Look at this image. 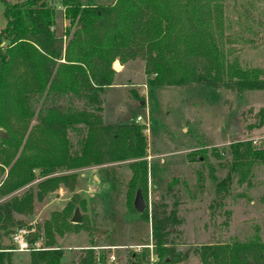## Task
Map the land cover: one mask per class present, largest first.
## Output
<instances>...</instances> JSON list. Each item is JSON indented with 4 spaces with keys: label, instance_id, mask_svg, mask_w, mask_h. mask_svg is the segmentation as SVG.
Returning <instances> with one entry per match:
<instances>
[{
    "label": "trees",
    "instance_id": "1",
    "mask_svg": "<svg viewBox=\"0 0 264 264\" xmlns=\"http://www.w3.org/2000/svg\"><path fill=\"white\" fill-rule=\"evenodd\" d=\"M223 1H4L0 168L7 171L0 179V195L22 190L0 201V264H11L9 251L4 250L11 247L2 244L3 238L9 240L16 228L25 227L19 216L32 215V193L41 201L49 192L65 187L70 198L61 209L50 211L41 225L25 227L30 230L27 243L38 240L41 247L29 251L28 264H63V250L55 244L54 235L89 226L86 198L75 191L77 171L83 167L127 161L130 175L125 195L132 212V193L146 192L143 126L133 121L112 125L101 121L104 90L116 72L114 60L121 64L135 59L144 62L149 88L201 84L235 92L264 89V74L256 68L242 69L220 42ZM59 6L68 20L63 33L69 37L64 45L53 29ZM116 66L119 68L118 63ZM75 102L82 105L78 108ZM73 130L79 136L74 140L70 136ZM197 152L207 164L212 185L213 197L207 205L210 218L230 194L234 172L264 164V147L257 149L248 140L232 141L228 171L218 177L207 151L199 148ZM198 176L201 188L203 177ZM36 178L40 179L33 187ZM177 181L173 178L165 186V194L172 198L170 204L166 198L150 200L148 208L145 204L139 213L150 227L153 256L148 247L132 250L127 253L128 264H173L186 256L171 237L182 222L177 210L180 197L172 187ZM74 208L81 212L80 223L70 222ZM106 252L109 249L98 254L89 245L78 249L70 264H107ZM194 253L200 264H264V241L253 234L244 240L203 243Z\"/></svg>",
    "mask_w": 264,
    "mask_h": 264
},
{
    "label": "rangeland",
    "instance_id": "2",
    "mask_svg": "<svg viewBox=\"0 0 264 264\" xmlns=\"http://www.w3.org/2000/svg\"><path fill=\"white\" fill-rule=\"evenodd\" d=\"M4 1L7 0H0V28L5 24L2 15ZM80 2L108 4L110 0ZM222 10L219 38L224 49L230 51V58L234 57L242 69L256 68L264 74V0H224ZM54 15L53 29L62 37L64 45L69 37L63 33L68 20L61 14L60 6L56 7ZM113 66L117 71L114 76L116 86L108 90V97L104 96V90L100 108L102 124L129 123L137 115L147 120L146 126L137 123L145 129L147 144L144 157L147 161V187L142 198L147 208L150 200L159 198H166L170 204L172 198L165 194V186L171 179H178L172 187L180 197L177 210L182 222L178 232L171 237L178 251L186 252L188 261L185 264H197L198 257L194 252L203 243L244 240L253 234L264 241V164L236 170L230 194L210 218L207 205L213 197L212 185L207 176V164L197 152V149L204 148L215 175L223 177L228 171L232 141L248 140L257 149L264 147V89L235 92L201 84L149 88L143 71L144 62L140 59L127 60L123 64L114 60ZM81 105V102H75L78 108ZM232 119L239 127L235 134L228 132ZM70 136L72 140L79 137L74 130ZM88 167L77 171L75 185V190H80L76 192L88 202V209L86 205L84 211L89 220L88 229L79 232L66 229L62 235H54L55 244L63 250V264H70L73 254L89 245H93L99 254L100 250H106L98 248L99 245H149L151 242L148 223L138 212L130 211L126 203L130 175L128 162H116L97 169L95 179L90 178ZM1 169L0 179H3L6 170ZM199 174L203 177L201 188L198 187ZM39 179H34L31 185L34 187ZM132 194L133 200L135 194ZM57 196L54 193L46 195L36 204L30 218L20 215L25 227L41 225L48 219L50 211L60 210H48L43 206ZM122 246L106 252V257L109 253L114 255L117 263L113 264H128L127 253L133 248ZM141 249L144 248L138 251ZM151 252L153 256V247ZM28 253L9 251L10 263L28 264Z\"/></svg>",
    "mask_w": 264,
    "mask_h": 264
},
{
    "label": "crops",
    "instance_id": "3",
    "mask_svg": "<svg viewBox=\"0 0 264 264\" xmlns=\"http://www.w3.org/2000/svg\"><path fill=\"white\" fill-rule=\"evenodd\" d=\"M117 72V71H116ZM116 72H115V74H116ZM115 74H114V76H115ZM113 79H114V77H113ZM114 87V86H116V83H115V79L113 80V82H112V84L110 85V86H108L107 88H105V95L104 96H106V97H108L107 96V92H108V90L111 88V87ZM32 124V123H31ZM113 163H116V162H113ZM113 163H105V164H98L97 166H90V167H88V169H90L91 170V176H90V178L92 179V178H94L95 179V172L97 171V169H100V168H103V167H107V166H110V165H112ZM6 171H7V168H4ZM5 171V172H6ZM81 175H82V173L80 174V177H81ZM97 180V179H96ZM76 182H77V179H76ZM32 184L34 183V181L33 182H31ZM19 191H21V189H18V190H16L15 192H12V193H10V194H1L0 195V201H3V200H5V199H7V197L8 196H10V195H14L15 193H17V192H19ZM75 191H80V190H75ZM51 193H54L55 194V196L56 195H58L57 197H54L52 200H49L48 202H45V204L43 205V206H47L49 209L48 210H51V209H59V208H61L64 204H65V202L70 198V192L64 187V188H62V187H59L58 189H56V190H54V191H52V192H49L48 194H51ZM47 194V195H48ZM32 197H33V202H32V215H34L33 214V210L35 209V207H36V204H38V203H40L41 201H43L44 199H42L41 201H36L35 200V197H34V192L32 193ZM46 198V197H45ZM86 205H87V209H88V202H87V200H86ZM43 206H42V208H43ZM89 212V211H88ZM90 213V212H89ZM31 215V216H32ZM24 217H28V218H30L31 216L30 215H23ZM148 226H149V224H148ZM149 239H150V232H149ZM116 246H122V245H116ZM116 246H108V245H99L98 246V248H101V249H109V250H116V249H121V248H119V247H116ZM128 247H130L131 249L133 248V250H136V248L137 247H140V248H143V247H148V248H150V252H151V247H152V245L151 244H149V245H143V243H137V244H132V245H124V246H122V248H128ZM94 248V247H93ZM113 252V251H112ZM136 252H139L138 250H136ZM111 253H109V255H110ZM111 255H113V254H111ZM113 257H114V255H113ZM106 261H107V259H106ZM186 261H188V258H187V256L184 258V259H182V261H180V262H177V263H173V264H185L186 263ZM113 263H117L116 262V259H115V257H114V260H113V262H108L107 261V264H113ZM120 264H123V262L121 263L120 262ZM197 264H200V261L197 259Z\"/></svg>",
    "mask_w": 264,
    "mask_h": 264
},
{
    "label": "built area",
    "instance_id": "4",
    "mask_svg": "<svg viewBox=\"0 0 264 264\" xmlns=\"http://www.w3.org/2000/svg\"><path fill=\"white\" fill-rule=\"evenodd\" d=\"M133 122L135 123H140L146 126L148 124L147 120H143V118L140 115H137L134 119ZM145 130V129H144ZM32 231V230H31ZM30 232V230H27L25 227H18L14 232L10 235L9 245L11 248L4 249L7 251H33V250H38L41 249L40 243L38 240L33 241L32 244H28L26 241V235ZM140 247H137L136 250H139ZM107 261L108 262H113L114 257L113 255H108L107 256ZM151 260H153L151 258Z\"/></svg>",
    "mask_w": 264,
    "mask_h": 264
},
{
    "label": "water",
    "instance_id": "5",
    "mask_svg": "<svg viewBox=\"0 0 264 264\" xmlns=\"http://www.w3.org/2000/svg\"><path fill=\"white\" fill-rule=\"evenodd\" d=\"M228 126H229L228 127V132L230 134H235V133H237L239 131V127H238L235 119H232ZM134 194H135V196H134L133 201H132L133 209H134V211H136L138 213H141L142 210L145 208L144 200L142 198V195L139 193V191H136ZM72 213L73 214H72V216L70 218V222H72V223H80L81 215L78 212L77 208H74ZM2 244L4 246H6V245L9 244V241L6 238H3Z\"/></svg>",
    "mask_w": 264,
    "mask_h": 264
}]
</instances>
